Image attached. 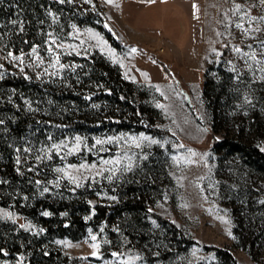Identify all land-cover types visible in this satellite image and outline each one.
Listing matches in <instances>:
<instances>
[{
    "label": "rangeland",
    "instance_id": "1",
    "mask_svg": "<svg viewBox=\"0 0 264 264\" xmlns=\"http://www.w3.org/2000/svg\"><path fill=\"white\" fill-rule=\"evenodd\" d=\"M58 1L98 14L123 41L147 54L116 48L92 27H57L50 17L51 26L39 32H48L44 42L30 48L27 40L22 43L23 33L0 29V80L18 76L77 88L67 78L70 58L99 52L122 69L126 81L141 86L137 102L144 119L168 135L107 126L91 134L71 131L32 110L30 119L44 126L18 150V172L32 187V204L68 200L93 208L133 201L147 210L142 222L149 225L129 237L118 222L130 221L115 218L78 241L48 239L37 220L19 226L21 215L0 207V220L14 226L22 245L6 252L0 264L28 261L21 230L39 239V253L54 256L53 263L39 258L40 264H230L214 249L233 255L238 264H264V176L251 174L238 160L220 162L203 100L204 86L217 103L231 100L230 115L246 120L244 136L264 152V0ZM148 105L158 112L146 111ZM94 110L97 126L120 114L104 104ZM226 133L219 128L217 140ZM92 211L72 218L104 222ZM153 214L196 244L180 247Z\"/></svg>",
    "mask_w": 264,
    "mask_h": 264
},
{
    "label": "trees",
    "instance_id": "2",
    "mask_svg": "<svg viewBox=\"0 0 264 264\" xmlns=\"http://www.w3.org/2000/svg\"><path fill=\"white\" fill-rule=\"evenodd\" d=\"M50 17L56 21L57 27L65 26L68 30L73 25L92 27L102 32L116 48H133L147 54L139 46L123 41L101 16L87 13L76 5L58 0H0V29L4 33L10 31L12 35L23 33L25 39L22 43L24 44L27 40L28 48L44 42L43 36L48 32L44 30V34L41 35L39 32L51 23ZM70 59H72L73 69L67 71V78L73 79V83L78 84L77 88L42 84L18 76H7L0 80V207L20 214L22 223L19 226L26 223L29 218L37 220L42 227L43 235L48 239L70 238L78 241L83 239L89 229H95L99 225H111L112 222L108 221L115 218L130 221L118 222L123 224L129 237L136 233H143L149 223L142 221L149 213L133 201H124L110 207L97 205L93 208L86 204L78 206L68 200L61 201L58 205L44 201L32 204V187L18 172L16 166L18 150L22 148L23 143L34 138L38 132H42L44 126L39 123L40 119H30L32 110L42 115L38 116L39 118L56 121L57 126L61 125L71 131L91 134L107 126L115 132L134 129L154 135H168V132L161 131L146 122L144 119L146 112L142 104L137 102V90L141 86L126 81L118 65L113 64L99 52L90 57ZM156 63L163 67L168 76H172L162 63L158 61ZM90 85H98L100 89L91 91ZM203 100L212 117V150L221 156L220 162L238 160V163H242L251 174L264 176V152L244 136L247 128L246 120L237 115H230L234 109L231 105L232 101L217 103L206 86L203 87ZM260 100L262 101V98ZM100 104L108 105L112 111L120 112V114L109 116L107 124L97 126L94 108ZM146 111L158 112L150 105L146 107ZM224 127L227 128L228 133L224 139L217 140L219 128ZM25 197H29L26 203L22 200ZM92 210H95L96 217L103 219L104 222H86L85 219L73 220L72 218L78 212L87 215L93 212ZM45 212L52 216L49 218L43 216L42 213ZM153 217L169 236L174 237L180 247L183 246L189 250L196 244L172 222L158 215L153 214ZM10 227L14 226L0 220V259L5 258L6 252H13L14 247L22 246L20 242H17L20 239L13 235L11 231L13 229ZM20 235L24 237L23 241L28 244L27 250L30 252L26 264H40L36 260L41 257L47 263H53L52 254L43 255L38 252L37 242L40 241L37 237L22 230ZM207 249L213 250V248ZM214 250L222 260L230 264H238L233 255L228 252Z\"/></svg>",
    "mask_w": 264,
    "mask_h": 264
}]
</instances>
